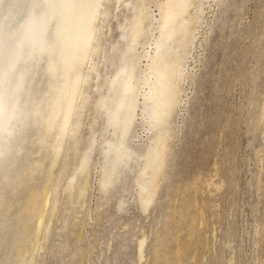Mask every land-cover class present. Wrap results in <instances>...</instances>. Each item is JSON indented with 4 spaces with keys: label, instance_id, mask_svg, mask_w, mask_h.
I'll list each match as a JSON object with an SVG mask.
<instances>
[{
    "label": "rangeland",
    "instance_id": "374dc122",
    "mask_svg": "<svg viewBox=\"0 0 264 264\" xmlns=\"http://www.w3.org/2000/svg\"><path fill=\"white\" fill-rule=\"evenodd\" d=\"M159 1L145 0L156 16ZM203 1L152 200L143 209L137 194L150 136L139 112L129 135L136 161L111 184L101 177L96 100L124 48L131 11L105 0L92 57L98 76L84 87L89 100L74 140L53 157L50 135L35 139L9 185L0 179V208L9 203L0 264L8 252L12 264L16 251L21 264H264V0ZM152 40L140 38L136 51ZM92 135L88 168L79 171Z\"/></svg>",
    "mask_w": 264,
    "mask_h": 264
},
{
    "label": "bare ground",
    "instance_id": "6f19581e",
    "mask_svg": "<svg viewBox=\"0 0 264 264\" xmlns=\"http://www.w3.org/2000/svg\"><path fill=\"white\" fill-rule=\"evenodd\" d=\"M104 2L0 0V179L6 180L4 187L14 176L20 157L25 156L28 143L45 141L50 135L48 146L56 157L67 150L68 140H74L82 109L89 100L84 87L92 73L98 76L92 57L106 14ZM116 3L129 5L131 11L129 23L123 28L127 30L121 31L124 48L105 81V92L96 100L97 112L103 117L101 177L105 184H111L129 161H136L138 155L129 135L139 112V123L150 133L135 176L138 200L144 209L157 187L168 119L204 1L162 0L157 4V16L148 11L145 0ZM146 36H153L152 42H147L149 50L138 53L136 46L141 44L143 49L140 38ZM142 59L144 67L140 68ZM96 140L92 135L80 155L79 171L87 170ZM8 205L4 199L0 223ZM4 226L0 225V231ZM16 241L17 237L14 251ZM139 247L141 251V244ZM8 254L3 255L2 264H9ZM13 255L17 259L12 264L23 263V255L17 251Z\"/></svg>",
    "mask_w": 264,
    "mask_h": 264
}]
</instances>
